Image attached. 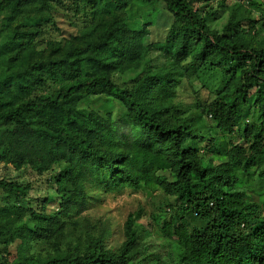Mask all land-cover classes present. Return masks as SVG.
Returning <instances> with one entry per match:
<instances>
[{
    "label": "trees",
    "instance_id": "1",
    "mask_svg": "<svg viewBox=\"0 0 264 264\" xmlns=\"http://www.w3.org/2000/svg\"><path fill=\"white\" fill-rule=\"evenodd\" d=\"M65 1L88 11L90 24L66 20ZM131 1L0 0V15L8 12L0 27V164L53 173L57 200L54 213L0 207V246L8 256L0 264H264V42L238 33L254 29L259 17L233 5L217 32L193 0H143L162 2L172 16V65L121 89L112 76L137 70L150 51L144 33L126 24ZM47 26L58 37L37 48ZM201 65L226 77L207 106L212 131L238 134L239 142L203 140L171 104L175 73L190 78ZM97 96L117 101L122 112H78L81 101ZM250 105L257 120L238 129ZM213 155L223 162L213 163ZM152 185L177 205L160 245L138 241L131 217L118 249L103 247L102 238L59 244L68 226L80 227L95 194ZM0 190L21 200L30 186L0 180Z\"/></svg>",
    "mask_w": 264,
    "mask_h": 264
},
{
    "label": "rangeland",
    "instance_id": "2",
    "mask_svg": "<svg viewBox=\"0 0 264 264\" xmlns=\"http://www.w3.org/2000/svg\"><path fill=\"white\" fill-rule=\"evenodd\" d=\"M193 3L195 8L200 10L201 15H206L208 27L217 32H221L227 24L229 10L233 5L241 4L250 8L252 19L259 17V21L253 25L254 29L249 30V27L244 26L238 30V33L245 36L247 40L264 42V0H193ZM70 4L65 1L64 7H61L64 18L77 28L88 26L90 24L88 11L86 13L75 9ZM125 13L128 28L132 31L143 32L142 43L150 48L137 70L112 76L113 83L119 88L130 89L135 81L145 73L158 70L166 73L171 68L172 57L170 56L173 54V46L168 43V37L173 26V19L160 1L148 5L143 0H132ZM7 15L8 12L0 15V27L2 19ZM57 37L50 27H44L36 46L42 49L48 41L56 40ZM4 42L5 39L1 37L0 45ZM180 66L183 71L188 70L189 61L183 62ZM174 78L178 79L179 84L176 86L171 104L183 112V118L189 121L190 127L197 136L202 137L203 140L213 139L216 144L241 140L238 134L227 137L213 132V121L207 115V106L212 102L214 95L226 84V77L222 72L218 69H211L207 65H201L198 74L190 78L183 75L180 77L179 73H175ZM77 108L82 115L94 112L97 114L111 113L115 116L122 112V106L106 96L83 100ZM245 109L248 115L239 122L238 129H243L245 125L253 124L257 120L254 105ZM205 142L203 141V146ZM210 159L215 164L223 162V158L217 155L211 156ZM52 174L45 173L36 176L28 168L16 170L11 165L0 164V180L30 186L27 195L21 200L10 197L0 190V207L15 206L35 211L44 207L47 213H54L57 200L55 201L54 188L49 183V177ZM176 207L175 198L156 185L141 186L136 190L125 188L120 192L97 193L91 197L87 207L81 211L80 227L72 232V227L68 226L59 244L66 242L74 245L78 239L81 246H86L91 238H102L103 247L118 249L127 239L126 223L131 217L132 229L138 241L144 244L160 245L161 240L165 239L163 225L176 223L178 216ZM41 247L42 244H38L35 251H39ZM10 252L14 255V248H11ZM6 253L4 247L0 246V261L7 259Z\"/></svg>",
    "mask_w": 264,
    "mask_h": 264
}]
</instances>
